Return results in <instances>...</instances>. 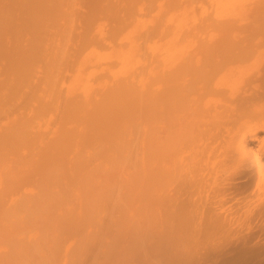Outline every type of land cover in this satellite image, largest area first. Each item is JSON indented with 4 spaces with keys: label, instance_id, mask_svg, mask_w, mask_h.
<instances>
[{
    "label": "bare ground",
    "instance_id": "6f19581e",
    "mask_svg": "<svg viewBox=\"0 0 264 264\" xmlns=\"http://www.w3.org/2000/svg\"><path fill=\"white\" fill-rule=\"evenodd\" d=\"M64 2L12 12L29 16L32 38L0 82V264H264V48L154 40L162 61L147 66L131 26L89 68L69 65L61 102L67 30L47 29L76 15Z\"/></svg>",
    "mask_w": 264,
    "mask_h": 264
},
{
    "label": "rangeland",
    "instance_id": "374dc122",
    "mask_svg": "<svg viewBox=\"0 0 264 264\" xmlns=\"http://www.w3.org/2000/svg\"><path fill=\"white\" fill-rule=\"evenodd\" d=\"M27 1L28 0H0V10H4V8L8 7L9 12L11 14L12 12H14L13 9H16L17 5H18L19 8H17V9H20L22 11V9H24L26 6L25 3L27 4ZM68 1L70 2L71 0H66V2H64V5L67 6ZM203 1L204 0H179L177 5L176 4L174 5V4H172L171 0H151L152 6H149L150 0H87V1L86 0H83V1L82 0H74V1L72 0L71 1L72 4L68 3L70 7H68V6L64 7L63 6V8H66V10L68 8L71 9V7L72 8L74 7L73 9H71L72 11L75 9L74 11H76V15L74 14L75 13L74 11H73L74 13L71 11L73 13L72 14L73 19L70 17L71 14L69 13L70 11L68 9V15L70 14V16H68V17H70L72 19V22H71L70 18H69L70 20L68 19V17H67V19H65V18L61 19L60 18L61 20L60 19L56 20L57 22L59 21L58 25L61 24V26H64L63 20H65V22H66L64 27L59 26V27H61V28H59V29H61V31L56 27L58 29V31L54 32V30H56V28L52 29V27H54V26H51V25L47 29V31L49 32L48 35L53 36V37H51V39H53V40H54V38H56L55 34L57 32H62V30L65 27H66V30L68 31V33L69 34L71 33L70 34L71 37H70L69 34L66 33L67 31H64V36H67V37L61 38V39H63V40L65 39L64 41L66 43L63 40H60V41L64 42V44L63 43L61 44V42H60L61 46H64L69 51H67V53H68L67 60L68 61L65 58V60L60 64L62 67L59 65L60 69L57 68L60 71L57 70L56 76H58L59 80H58V84H56V86L58 85L59 88L61 87L60 88L61 92L59 91L60 90L59 88H57V87H55V88H56V91L58 89V91L60 92L59 100L62 102V99L63 100L65 99L62 97L63 96L66 97V95H67L66 88L64 87L65 90H63L62 86L68 84V81H67V83H66V81L64 82L66 84H64L63 81H64L65 77L67 78V75L71 74V71H74L76 65L75 66H73V65L76 63L77 67H78L81 65V61H82L83 62L82 64L85 65V62H86L85 67L89 68L90 64H92L93 62L95 63V58H93L94 57L93 53L96 56L97 55L99 56V54H101L103 56V53H104V52L102 53L103 50L106 52L107 50L115 49L116 47L113 48L114 46L118 47L120 40L118 42H116L118 40L117 39L118 36H116V35L120 34L119 37H121L122 33H124L126 31L125 29L126 28L128 29L129 27H130L129 29H131V32L133 30V27H135L133 32L136 35L132 32L131 36L133 35L132 36V37H134L133 39L136 38V41H134V42L138 43V44H136V46L137 45H139L138 47L141 46V51L143 53L139 54V52H140L139 49H138L139 52L138 53L136 52L137 50H135V49H137L138 47H134L135 46V45H133L134 42L131 41L132 37H130L131 38L130 43L132 42L133 44L132 43L131 44L135 48V49L132 48V49H134L133 50L134 52H132V49H130V50L133 54L136 52V54H138V55L135 54L136 57H135V55L133 56V54H128V55L129 56L132 55L133 57H135L134 60L137 61V59H138L137 56H139V55L141 56V55L145 54L144 56H141L142 58L140 56L139 57H140L141 61L143 60V62H145V63L147 62L146 63L147 66L153 61L154 58L155 59H154L153 63H155V61H156V65H158L159 62L162 61L161 59L163 56L161 57L160 55H158V54H160L159 52L158 53H154V52L155 51L157 52L158 51L157 48H161L160 46H163L162 45L163 42L164 43L169 42L170 44L175 45V47L177 45V47L180 46V48L181 47L185 48L188 45L189 46L194 45V46H198V47L209 46V45L219 46V45H222L223 43H227V45H228V44H232L233 41L235 44H238V42L240 44H244V43L248 44V42L250 41L251 43L249 42V44L250 45L253 44V46L256 48H264V34H262V33H264V31L260 32V30H264V27H261V29L259 28V26L264 25V24H261V23H264V22H262V21H264V13H262L264 11H262V10L258 11L256 8H254L255 7L254 3L257 0H227V2H226V0H205L207 2H205V1L203 2ZM74 3H76V4H74ZM4 5H5V7L3 8L2 6H4ZM22 5L23 6L25 5L24 8ZM11 8H12V10H11ZM25 9H26V11L23 10V12L25 11L28 14L27 8H25ZM5 11H6V9H5ZM25 12L23 14H25ZM5 13H7V15H8V10ZM19 13H20V15H19ZM10 14L8 15L9 17L7 15L3 14L2 19L4 20L5 18H7L4 20V22L8 20V22L10 23V20H11ZM14 14H16V15H14ZM89 14H90V16H89ZM13 15H14V17L16 16V19L14 18L15 20L13 19V17H12L13 20H11V22L15 21V22H13L15 25V27H14L15 29L13 28L14 29L13 31L10 28V26L13 23L8 24L6 22L7 23L6 25L8 27L5 26V23L3 21H2V25L0 23V29H5L4 32L6 31L4 33V32H2V30H0V32H2V34L4 33L3 35L2 34L0 35V40L2 42V43L0 42L1 43L0 46H4L2 48L3 49L2 53H4V54L1 53L2 55H0V82L1 81H5V82L7 81L8 82V81H10V79L11 80L15 79L14 74L11 71H8L7 65L9 67L12 60H18L19 59V51L20 50L17 49L18 46H21V44H23V46L25 45L24 47H26V42L30 38H32L31 35H29V32H30L29 29H31L30 24H28L29 22H27V21H29L28 20L29 16L27 17L26 14L23 15V18L27 19V21H26L27 23H26V22H24L23 19H22L23 22H22V20H18L22 16L20 11L18 12L17 10H15V13H12V16ZM18 15L20 17H17ZM75 16H77V17H75ZM88 17H91V19L86 23L85 19ZM119 17H120V19H119ZM74 19H76V20H74ZM189 19H191V20L189 21ZM231 19L232 20L234 19V20L232 21ZM258 19H260V20L258 21ZM175 20H176V22H175ZM208 20L209 21L211 20L212 22L211 21L209 22ZM56 21H55V23H56ZM227 21H229V22H227ZM252 21L254 22L253 23L254 26L252 24V27H249V25L251 26ZM138 22H141V23L139 24ZM188 22H189V24H188ZM221 23H226L225 25L223 24L224 25L223 28H221V26H223ZM168 24H170V25H168ZM258 24H261L258 26L259 29L257 28ZM131 26H133V27H131ZM168 26H169V29H168ZM225 26L226 27L227 26H229V27L237 26V27H235V28L231 27L234 30H231V28H229L230 30L229 29L226 30L227 28H225ZM156 27H158V28H156ZM120 28L123 29L124 31L123 30L121 31ZM165 28H167L168 32H166ZM216 28L218 29V31H215V30H217ZM8 29H9V32L7 33ZM27 29L29 30L28 33H27V31H28ZM117 29L119 30L118 33H117V31H118ZM245 30H246V32H245ZM253 30H255V31H253ZM258 31H259V33H258ZM164 32H166L168 34L167 37L164 35L165 34ZM170 32L172 34L173 33L174 34L169 35ZM140 33H142L143 36L145 35V37H143V36L141 37V36L137 35ZM24 34H25V37H24ZM146 34H147V36H146ZM162 34L164 35L163 37H162ZM211 35H213V38L210 40ZM113 36H115V37H113ZM181 36H184L185 39L183 37L180 38ZM164 37H166V39ZM220 37H222V38L224 37L223 39L225 41ZM20 38H21V42L23 41V43H20ZM76 38H78V39H76ZM79 38H80V40H79ZM112 38H115V39L112 40ZM26 39H28V40H26ZM248 39H251V40H248ZM15 40L18 42L16 43ZM109 40L110 41L112 40L110 42V44H114L115 42H116V44L111 47L108 44ZM139 40H141V43L144 41V44L142 43V45H141ZM154 40H156V42ZM107 41H108V43H106ZM145 41H146V43H145ZM151 42H153V43L155 42V43H157V45H160V46L158 47L156 44L154 46V44H152ZM124 43H125V41H123V44ZM198 43H200V46ZM78 44L80 45V47H78ZM102 44L104 45V47ZM147 44H148V47L150 46L149 44H151V48H147ZM185 45H187V46H185ZM232 45H234V44H232ZM98 46H100V47L102 46L104 49L102 47H101L102 48L101 49ZM106 46H108V47H106ZM127 46H128V43H125V45L122 46V49L123 50L125 49L126 51H128L129 49L128 50L126 49V48H128ZM132 46L129 45V48H131ZM142 46H143V48H144V46H146L144 48V50H147V49H149V50L153 49V50L149 51V52L148 51L145 52L144 50H142L143 49ZM156 46H157V48H156ZM76 47H78V48H76ZM175 47H172V48H175ZM21 48L23 49L22 46H21ZM91 49H92V51L95 50L94 52H92V55L91 56L86 55L87 52H89ZM154 49H156V50H154ZM97 50H100V51L98 52ZM9 52H11L12 54L10 53V55H9ZM95 52H97V53H95ZM13 53H15L14 56H13ZM127 53H129V52H127ZM69 54H70V56H69ZM89 54H91V51L89 52ZM155 54L158 55V57L160 56L161 58L158 59ZM3 55L5 56L4 58L2 57ZM11 55L13 56V58ZM153 55H154V58H153ZM9 56L11 57V59ZM132 56H131V58H133ZM87 57H89L88 58V60H89L88 66H87V61H85L87 59ZM80 58H82V60ZM84 58H86V59H84ZM77 59L79 60V62ZM90 59H91V61H90ZM146 59L150 60L149 63H148V60H146ZM156 59H158V60H156ZM105 60L106 59H104V60L102 59V61H105ZM69 61H71L72 64H70ZM102 61L100 63H102ZM5 63H6V67H5ZM138 63H139V59H138ZM138 63H137V65H139ZM110 64L111 63L106 64V62H105V63H102V66H111L112 65L114 69L118 68L117 66H116L117 67L116 68L113 63L111 65ZM144 64L142 65L140 62V65H142V68H143ZM146 64H145V66H146ZM69 65L72 66L71 69H70ZM154 66H155V64H154ZM65 67H66V69H64ZM83 68H84V66H83ZM132 68L136 69V67H132ZM69 69L71 70L70 73H69ZM65 70L69 74L65 75V73H66ZM53 72H56L55 69ZM58 72H60L61 74H58ZM63 72H65V73L63 74ZM6 73H9V74H6ZM38 73L40 75V72H38ZM38 73L36 75H38ZM59 75L61 78L59 77ZM62 77H64V78H62ZM62 79H63V81H62ZM60 80L62 81L61 84L59 83ZM41 84H42V86H41ZM46 84H48V85H46ZM59 84L62 86H59ZM39 87L41 88V91H39L40 93H42L41 95L43 97L47 98L49 96V93H50L49 90L46 91V89H48L50 87L49 83H45V81L41 80ZM43 89H45L44 90L45 94L48 92L47 97L43 93ZM38 90H40V89H38ZM62 91H64L63 93L64 94L66 93V95H64L62 93ZM57 92H56L55 96H57V94H59V92L58 93ZM73 93L71 92L69 94L74 96L75 94H78L79 92L76 91L74 93V95H73ZM61 95H62V97H61ZM55 96H54V99H55ZM55 101H56V99H55ZM138 178L142 180V178H140V177H138ZM141 180H139L137 182L138 185L141 183ZM137 187H139V186H137V184H136V188ZM110 264H112V263H110Z\"/></svg>",
    "mask_w": 264,
    "mask_h": 264
}]
</instances>
